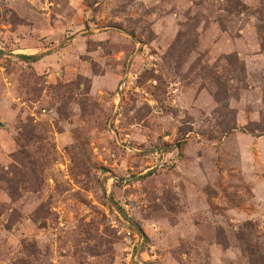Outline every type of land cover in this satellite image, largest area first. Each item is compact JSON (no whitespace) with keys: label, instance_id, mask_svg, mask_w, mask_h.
<instances>
[{"label":"rangeland","instance_id":"374dc122","mask_svg":"<svg viewBox=\"0 0 264 264\" xmlns=\"http://www.w3.org/2000/svg\"><path fill=\"white\" fill-rule=\"evenodd\" d=\"M0 264H264V0H0Z\"/></svg>","mask_w":264,"mask_h":264},{"label":"trees","instance_id":"16d2710c","mask_svg":"<svg viewBox=\"0 0 264 264\" xmlns=\"http://www.w3.org/2000/svg\"><path fill=\"white\" fill-rule=\"evenodd\" d=\"M23 60L29 61V62H37L40 60V56L38 55H23L20 56Z\"/></svg>","mask_w":264,"mask_h":264}]
</instances>
